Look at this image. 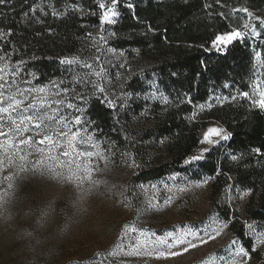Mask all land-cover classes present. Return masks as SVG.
I'll return each mask as SVG.
<instances>
[{
	"label": "rangeland",
	"instance_id": "rangeland-1",
	"mask_svg": "<svg viewBox=\"0 0 264 264\" xmlns=\"http://www.w3.org/2000/svg\"><path fill=\"white\" fill-rule=\"evenodd\" d=\"M124 2L100 0L101 23L54 57L58 71L47 78L34 68L32 46L0 30V264H264V224H247L256 258L212 206L207 178L136 180L140 168L166 158L162 140L145 138L155 102L166 100L153 63L111 44ZM75 7L41 2L25 18L44 21ZM242 35L222 34L211 48ZM252 98L264 103L259 84ZM95 101L110 109L122 144L91 118ZM228 135L209 120L188 161ZM248 195L228 190L218 199L244 216Z\"/></svg>",
	"mask_w": 264,
	"mask_h": 264
},
{
	"label": "trees",
	"instance_id": "trees-1",
	"mask_svg": "<svg viewBox=\"0 0 264 264\" xmlns=\"http://www.w3.org/2000/svg\"><path fill=\"white\" fill-rule=\"evenodd\" d=\"M50 2L76 7L44 21L26 19L33 6ZM100 0H0V30L18 46H32L41 76L58 71L54 57L74 51L88 25L102 21ZM111 44L137 49L153 65L165 103L156 101L147 140L163 141L166 158L140 168L136 180L145 182L173 172L210 181L211 203L235 237L261 258L247 224H264V103H255L257 84L264 93V0H125L112 25ZM242 30L224 48L211 44L222 34ZM47 78V77H45ZM215 96L220 100L208 105ZM98 128L114 143L124 135L114 127L108 107L95 101L89 109ZM221 122L226 139L188 161L200 145V130L209 120ZM248 191L244 216L218 199L226 191Z\"/></svg>",
	"mask_w": 264,
	"mask_h": 264
}]
</instances>
